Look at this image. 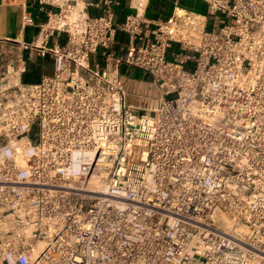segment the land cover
<instances>
[{"label":"built area","instance_id":"2783aa9c","mask_svg":"<svg viewBox=\"0 0 264 264\" xmlns=\"http://www.w3.org/2000/svg\"><path fill=\"white\" fill-rule=\"evenodd\" d=\"M200 1L38 0L52 73L0 82V264H264V0Z\"/></svg>","mask_w":264,"mask_h":264},{"label":"crops","instance_id":"0c3cea01","mask_svg":"<svg viewBox=\"0 0 264 264\" xmlns=\"http://www.w3.org/2000/svg\"><path fill=\"white\" fill-rule=\"evenodd\" d=\"M112 8L117 21H120L128 13L137 9L144 16L153 21L165 20L175 8H184L197 11L205 4L200 0H111ZM47 7V6H46ZM91 14L100 13V9L89 8ZM30 17L32 24L25 23V18ZM44 20V13L40 10L38 0H0V43H11L22 49V61L25 72L21 73V80L36 82L42 74H50L53 70L52 58L49 56H37L34 49L28 44L39 42L38 23ZM126 36L119 33L116 37L114 48L118 55L125 52ZM59 41L65 42V37L60 36ZM99 55L91 56V62L99 59ZM125 75V74H124ZM125 77H128L125 75ZM132 78V77H130ZM136 79V78H134ZM142 83L150 82L145 79Z\"/></svg>","mask_w":264,"mask_h":264},{"label":"rangeland","instance_id":"374dc122","mask_svg":"<svg viewBox=\"0 0 264 264\" xmlns=\"http://www.w3.org/2000/svg\"><path fill=\"white\" fill-rule=\"evenodd\" d=\"M199 12L201 13H207L206 5L202 6L199 9ZM212 21L209 20V26H211ZM22 49L15 47L11 43H0V82L7 81L10 79V74L8 71H11L12 69L15 71L17 67L22 62ZM121 72L128 77L136 78V79H145L151 81V77L144 73L142 70L122 65L121 66ZM157 88H153V96L157 95ZM130 101H134V99L131 97Z\"/></svg>","mask_w":264,"mask_h":264},{"label":"trees","instance_id":"16d2710c","mask_svg":"<svg viewBox=\"0 0 264 264\" xmlns=\"http://www.w3.org/2000/svg\"><path fill=\"white\" fill-rule=\"evenodd\" d=\"M24 82H26V81H24Z\"/></svg>","mask_w":264,"mask_h":264}]
</instances>
